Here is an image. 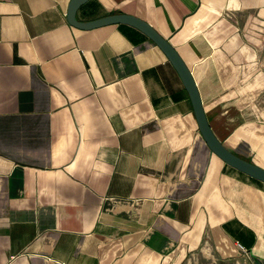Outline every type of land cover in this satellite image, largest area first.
<instances>
[{"label": "crops", "instance_id": "0c3cea01", "mask_svg": "<svg viewBox=\"0 0 264 264\" xmlns=\"http://www.w3.org/2000/svg\"><path fill=\"white\" fill-rule=\"evenodd\" d=\"M71 0H0V264H264V183L205 144L164 53ZM176 51L264 169V0H88Z\"/></svg>", "mask_w": 264, "mask_h": 264}, {"label": "water", "instance_id": "95a60500", "mask_svg": "<svg viewBox=\"0 0 264 264\" xmlns=\"http://www.w3.org/2000/svg\"><path fill=\"white\" fill-rule=\"evenodd\" d=\"M87 1L88 0L70 1L66 13L68 24L81 30H91L112 24H127L144 33L164 53L168 61L177 72L188 94L198 130L209 150L229 167L247 175L254 180L264 183V169L236 156L234 153L227 150L214 136L206 120L195 82L187 67L184 65L176 51L168 44V42L160 37L147 24L131 16L112 15L91 22L77 21L76 12Z\"/></svg>", "mask_w": 264, "mask_h": 264}]
</instances>
